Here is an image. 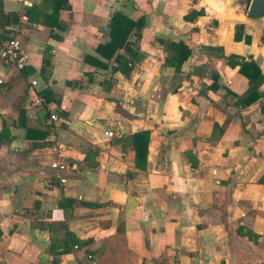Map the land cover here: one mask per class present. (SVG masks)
Wrapping results in <instances>:
<instances>
[{
    "label": "crops",
    "instance_id": "0c3cea01",
    "mask_svg": "<svg viewBox=\"0 0 264 264\" xmlns=\"http://www.w3.org/2000/svg\"><path fill=\"white\" fill-rule=\"evenodd\" d=\"M250 2L68 0L49 18L42 0H1L0 44L18 38L27 63L0 62V264H264V16ZM116 11L146 25L97 68L84 57L99 58ZM171 42L190 49L178 67ZM56 143L64 185L39 175ZM47 224L81 245L53 262L63 233Z\"/></svg>",
    "mask_w": 264,
    "mask_h": 264
},
{
    "label": "trees",
    "instance_id": "16d2710c",
    "mask_svg": "<svg viewBox=\"0 0 264 264\" xmlns=\"http://www.w3.org/2000/svg\"><path fill=\"white\" fill-rule=\"evenodd\" d=\"M47 3L50 8V12L48 14L49 18L54 17L58 14L60 10L69 9L68 0H42ZM29 15V13H27ZM197 15L196 13L191 15L193 17ZM11 19L8 20V16L2 11V3L0 0V27L3 28L6 25L11 23ZM14 21L18 22V16L14 15ZM13 22V21H12ZM146 25V19L144 16L139 17L137 20H132L125 14L120 11L113 12L111 14L109 25H108V35L109 40L104 44L98 45L96 47V53L98 57L87 55L84 57V61L90 65H94L97 68H107L108 62L113 58L116 63H118L122 54L118 52L123 48L125 42L128 40L129 35L134 31L136 38L138 39L141 36V31ZM238 38V37H237ZM6 39V38H4ZM245 42H249V38H245ZM170 52L173 53V56L170 58H166L165 63L167 65H172L178 67L182 64L190 55V49L183 44L182 42L175 43L171 42L170 44ZM126 54H134V52L130 49L129 46L125 47ZM235 64H233L234 66ZM112 69H115L113 67ZM239 73L244 75L248 81L250 88L256 85V82L259 78L260 72L258 67L253 62H243L239 66ZM259 94L257 92H252L248 95L247 103H250L257 99ZM241 105L245 104L244 101L240 102ZM8 129L5 125L0 132V141H7L8 139ZM44 136V135H43ZM148 131H141L135 133L131 137V142L135 150V161L138 165L140 161L145 160L148 146ZM140 167H143L141 165ZM53 182L52 180H49ZM68 202V201H67ZM72 202L69 200V204ZM62 205V204H60ZM47 230L49 233L55 234L58 231H62V239H55L51 242L49 251L53 258V262H56L57 258L60 255L70 253L74 247L78 248L81 245V241L70 231L66 224H47ZM85 241L84 243H87Z\"/></svg>",
    "mask_w": 264,
    "mask_h": 264
},
{
    "label": "built area",
    "instance_id": "2783aa9c",
    "mask_svg": "<svg viewBox=\"0 0 264 264\" xmlns=\"http://www.w3.org/2000/svg\"><path fill=\"white\" fill-rule=\"evenodd\" d=\"M25 17H23L24 19ZM0 62L9 67H14L16 70H22L27 63V59L22 54V45L18 38L11 37L0 44ZM31 85L35 86L36 81H31ZM50 120L56 121L57 117L54 113L49 115ZM107 137H112L113 133L108 131ZM53 158H51L46 166L41 167L39 175L45 179L52 180L59 185H64L67 182L65 173L68 170V164L64 158V147L56 143L52 148ZM76 247H74L75 249ZM61 264V263H54Z\"/></svg>",
    "mask_w": 264,
    "mask_h": 264
},
{
    "label": "water",
    "instance_id": "95a60500",
    "mask_svg": "<svg viewBox=\"0 0 264 264\" xmlns=\"http://www.w3.org/2000/svg\"><path fill=\"white\" fill-rule=\"evenodd\" d=\"M247 15L249 17L264 16V0H251Z\"/></svg>",
    "mask_w": 264,
    "mask_h": 264
}]
</instances>
